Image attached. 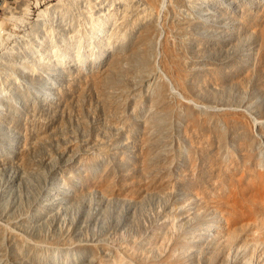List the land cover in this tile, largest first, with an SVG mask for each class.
<instances>
[{
    "label": "rangeland",
    "instance_id": "obj_1",
    "mask_svg": "<svg viewBox=\"0 0 264 264\" xmlns=\"http://www.w3.org/2000/svg\"><path fill=\"white\" fill-rule=\"evenodd\" d=\"M36 2L0 0V22L9 10L22 16L26 4L28 16H35ZM183 4L171 11L174 20L184 19V32L177 25L181 38L201 64L224 71L209 95L240 102L264 118L258 114L264 112V0ZM6 23L11 34L0 40V222L28 242L5 240L1 264H264V199L246 171L263 168L264 153L248 157L239 141L229 144L228 155L211 145L191 150L185 119L163 128L148 124L153 108L144 88L139 99L105 104L102 95H115L116 85L103 82L104 41L94 46V66L84 60L73 67L70 31L56 26L50 39L57 53L49 45L39 59L46 41L36 38L26 52L22 26ZM17 53L34 61V70L22 74L6 65ZM56 54L65 67L57 66ZM9 72L17 82L7 81ZM119 83L130 91L136 86L129 77ZM255 126L250 130L264 148V133ZM200 130L193 132L196 141L211 140ZM219 153L226 164L214 171Z\"/></svg>",
    "mask_w": 264,
    "mask_h": 264
},
{
    "label": "bare ground",
    "instance_id": "obj_2",
    "mask_svg": "<svg viewBox=\"0 0 264 264\" xmlns=\"http://www.w3.org/2000/svg\"><path fill=\"white\" fill-rule=\"evenodd\" d=\"M41 1L37 0L36 7L38 8H36L37 12L33 17L28 16L32 13L28 4L20 7L22 16H17L9 10L3 21L0 22V40L4 35L11 34L3 24L6 21H11L16 26L14 22L17 21L22 26L23 34L19 39L26 52L36 47L35 44L33 48V40L36 38L39 40L41 37L46 41L47 44L42 43L45 46L39 50L41 51L39 59H41L44 56V50L49 45L54 46L52 50L55 52L57 48L53 40L50 39L53 37L51 33L54 28L56 29V26L63 27L66 31H70L69 42L71 40V43L76 47V49L74 48L76 51L73 50L76 59L69 64L73 67L81 66L84 60L94 66L95 60L92 57L94 46L99 41H104L106 44L104 61L106 72L103 82L105 85H111L114 81L116 85L115 95L107 93L102 95L105 104L111 101L120 103L139 99L141 97L140 90L144 88L147 94L145 96L148 97L153 108H151L152 111L147 120L148 124L163 128L173 124V119L175 122L179 118L185 119L188 129L192 130V132L191 130L187 131L188 129L185 130L186 140L191 145V150L204 151L206 146L211 145L218 150H225L228 155L229 144L233 145V141H239L243 149L247 151L248 157L257 154V152L262 156L264 148H261L260 141L250 129L257 125L255 126L257 130L264 133V118L256 119L239 104L240 102L220 103L207 92L209 86L210 88L216 87L217 79L221 74H224V71L201 64L197 50H194L195 48L193 49L185 39L181 38L179 29L180 32L183 31L181 22L184 19L176 20L177 17L175 19L178 21L177 24L174 20L176 15H172L171 11L185 3L186 0ZM42 4L43 6H41ZM27 17L29 18L27 19ZM189 22L187 21L185 24L187 28ZM19 52L21 53V51ZM20 53L9 57L5 62L6 65L14 68L13 71L18 70L22 74L24 73L21 72L22 69L34 70V61L22 58ZM88 54H91V57L87 56ZM56 55L57 58L59 56L57 66L65 67L66 63L62 56ZM26 57L28 58V55ZM202 72L205 73V77ZM198 73H201L204 78L199 79L201 76L198 77ZM107 75L112 77L109 78ZM122 77H129L135 82L136 86L132 91L128 90L129 88L126 89V86L120 85L119 81ZM17 79L13 72L8 73L7 81L17 82ZM258 114L264 117V112L261 109ZM197 129L208 133L211 140L196 141L193 132L195 133ZM219 156L216 165L212 167L214 171H220L226 164L222 163L223 158L221 161V157L224 155L219 153ZM246 171L248 179H251L250 183L256 187L259 198L264 199V167L259 169L258 166H249ZM248 192L249 188H245V194ZM232 196L234 199V193ZM240 210L242 209L240 208ZM259 234L264 235V231L261 229ZM5 240L13 245L18 244L21 240L28 242L26 237L7 224L0 222V246ZM31 243L29 242L30 245H33V242ZM1 261L0 258V264Z\"/></svg>",
    "mask_w": 264,
    "mask_h": 264
}]
</instances>
